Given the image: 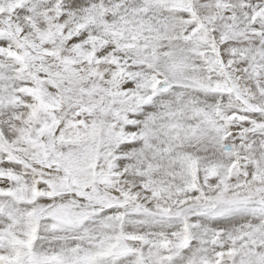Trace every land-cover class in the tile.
I'll use <instances>...</instances> for the list:
<instances>
[{
	"label": "snow or ice",
	"instance_id": "1",
	"mask_svg": "<svg viewBox=\"0 0 264 264\" xmlns=\"http://www.w3.org/2000/svg\"><path fill=\"white\" fill-rule=\"evenodd\" d=\"M0 264H264V0H0Z\"/></svg>",
	"mask_w": 264,
	"mask_h": 264
}]
</instances>
